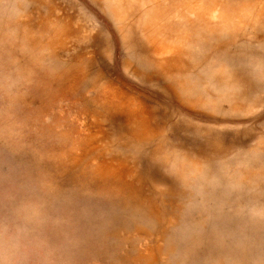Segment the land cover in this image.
<instances>
[{"label": "rangeland", "instance_id": "rangeland-1", "mask_svg": "<svg viewBox=\"0 0 264 264\" xmlns=\"http://www.w3.org/2000/svg\"><path fill=\"white\" fill-rule=\"evenodd\" d=\"M0 264H264V0H0Z\"/></svg>", "mask_w": 264, "mask_h": 264}]
</instances>
